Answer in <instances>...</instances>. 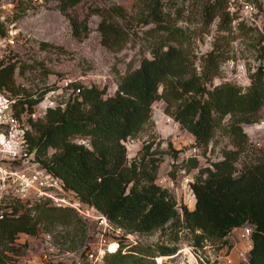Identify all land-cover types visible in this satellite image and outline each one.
Instances as JSON below:
<instances>
[{
    "label": "trees",
    "instance_id": "obj_1",
    "mask_svg": "<svg viewBox=\"0 0 264 264\" xmlns=\"http://www.w3.org/2000/svg\"><path fill=\"white\" fill-rule=\"evenodd\" d=\"M55 1L76 39L86 38L91 31L89 17L99 16L100 42L112 51L122 49L132 36L138 37L130 29L134 22L149 25L143 35L149 55L118 75L112 94L106 86L74 83L65 106L48 107L27 134L35 160L60 177L78 200L105 215L115 230L123 231L114 238L119 250L106 251L103 263L157 264L155 257L171 256L178 250L175 244L125 243L129 233L167 231L176 241L184 230L192 234L193 246L222 240L219 248L233 228L248 223L253 231L246 264H264V153L254 154L249 161L240 159L249 145L242 125L257 122L264 105V62L250 73L246 87L221 81L227 50L214 41L206 53H193L190 29L177 24L163 0H134L129 9L110 3L88 8L81 17L70 11L83 0ZM230 1H210L202 11L206 25L217 18L220 31L246 27L243 20L232 23L238 14L229 10ZM5 33L0 23V35ZM259 41H264V24ZM16 64L2 62L0 89L22 93L20 102L31 107L55 81L35 96L20 92L15 85ZM157 100L165 102L164 112L193 136L196 145L206 148L221 130L233 146L222 150L221 159L199 169L191 182L195 195L191 209L181 206L179 210L168 188L157 183L162 158L151 151V143L144 144L138 157L128 158L124 141L137 137L150 122ZM192 161L195 167L196 158ZM79 222L74 210L54 207L48 201L13 202L11 212L0 219V264H16L13 256L20 254L15 246L19 234L36 236L46 225ZM85 252L80 254L81 264H88Z\"/></svg>",
    "mask_w": 264,
    "mask_h": 264
},
{
    "label": "rangeland",
    "instance_id": "obj_2",
    "mask_svg": "<svg viewBox=\"0 0 264 264\" xmlns=\"http://www.w3.org/2000/svg\"><path fill=\"white\" fill-rule=\"evenodd\" d=\"M163 1L166 3V9L171 12V16L177 19V24L190 29L192 52L200 56L210 50L216 41L221 48L227 50L229 61L222 66L220 80L234 81L246 87L250 82V73L260 62H264V41H259L264 24V0H249L254 5L251 15H244L236 0H231L229 10L238 14L235 21L243 20L246 24V27L232 32L218 30L217 18L206 25L202 11L212 0ZM7 2L13 6V14L8 15L7 22L14 23L13 29L16 30V35L13 45L1 49L0 58L4 63L17 62L15 85L25 94L36 95L41 88L62 78H71L75 83L84 85L106 86L107 92L112 94L116 89L115 82L118 75L122 74L128 66H137L143 55H149L143 39L144 31L149 25L142 26L134 22L130 29L132 32L136 31L138 37L132 36V40L122 49L112 51L100 42V34L96 29L99 21L97 15L89 17L91 31L88 36L84 39H76L70 33L68 19L55 8V0H0V4ZM133 2L134 0H83L70 13L81 17L82 12L88 8L110 3L129 9ZM41 43L48 45L43 47ZM195 61H199L198 57H195ZM240 64L244 65V75L239 79ZM67 96V91H61L56 96V100L66 102ZM164 108L163 100L153 103L150 122L134 138L135 145L127 152L128 158L132 159L141 155L144 144H152L151 151H156L155 156L162 158L157 183L168 188L177 202V208L181 210L180 207L184 206L180 188L183 175L190 176L194 180L201 167L210 166L212 162L221 159L222 150L231 149L233 146L230 137L221 130L216 132L206 148L196 145L193 136L168 116ZM258 114L257 122L242 125L248 136L249 145L241 156V161H249L254 154L264 153V105ZM192 158L197 160L195 167ZM80 220L81 222L68 226L46 225L40 228L36 236L19 234L15 246L20 250V254L13 256L14 262L16 264H73L84 251L96 252L100 246L97 226L91 220H84L81 217ZM114 228L112 226L105 235L108 240H113L116 235H122L123 231L118 232ZM47 234L50 235L51 250L45 249ZM131 236L137 244H175L179 250L193 244L192 234L184 230L179 231L176 241L170 239L171 235L167 231ZM124 238L125 243L136 244L131 241V238L126 236ZM226 240V243L222 242L224 246L220 249H216L215 246L221 244L222 240L206 242L212 251L215 249L220 255H224L225 251H233L232 247L236 246V233H230ZM211 249L203 250V253L211 252ZM185 252L186 250L174 257L157 256L158 259L155 261L162 258L157 264H186L183 256ZM239 260L237 264H246L242 259Z\"/></svg>",
    "mask_w": 264,
    "mask_h": 264
},
{
    "label": "built area",
    "instance_id": "obj_3",
    "mask_svg": "<svg viewBox=\"0 0 264 264\" xmlns=\"http://www.w3.org/2000/svg\"><path fill=\"white\" fill-rule=\"evenodd\" d=\"M236 3L241 6V12L244 15H251L254 5L249 0H236ZM12 7L10 2L0 4V9H2L0 23H3L6 28L5 35H0V52L2 48L11 46L15 42L14 23L7 22L8 15L13 14ZM235 20L232 21L233 24L236 23ZM238 74L239 79L244 75L243 64L238 66ZM74 83L71 78L56 80L54 86L46 91L41 100L31 107L26 102H20L19 98L23 95L22 93L13 95L5 89H0V219L11 212L12 204L15 201L24 202L28 205L48 201L49 204L57 208H70L81 218L91 220L97 226L100 246L96 252L86 251L84 261L88 264H104L103 255L106 251L119 250L118 240H108L105 237L113 225L94 206L78 200L74 193L65 188L60 177L37 162L27 143V134L31 131L32 122L42 118L48 107L60 106L63 108L66 102H58L56 96L61 91H67L69 96L70 92L73 91ZM124 143L129 150L135 145V139L128 137ZM192 181V178L187 175H183L180 181L183 204L188 209L195 205V195L191 187ZM116 231L121 230L116 229ZM252 231L253 226L248 223L233 228L230 233H236L237 244L232 247L233 251H225L224 255H220L219 251L215 249L212 251L205 241L200 247L191 245L185 249H178L171 257L186 250L183 254L186 264H237L239 259L247 263L248 252L252 246ZM131 235L129 233L125 236L131 238ZM131 241L136 243L132 238ZM111 245H115V250H111ZM215 248L220 249L222 247L217 248L215 246ZM45 249H52L49 234L45 235ZM207 249H211L213 253L210 251L203 253V250ZM157 258L155 257V259ZM82 262L83 260L79 255L73 264H81ZM157 263H159L158 260Z\"/></svg>",
    "mask_w": 264,
    "mask_h": 264
},
{
    "label": "bare ground",
    "instance_id": "obj_4",
    "mask_svg": "<svg viewBox=\"0 0 264 264\" xmlns=\"http://www.w3.org/2000/svg\"><path fill=\"white\" fill-rule=\"evenodd\" d=\"M111 250H115V245H111Z\"/></svg>",
    "mask_w": 264,
    "mask_h": 264
}]
</instances>
